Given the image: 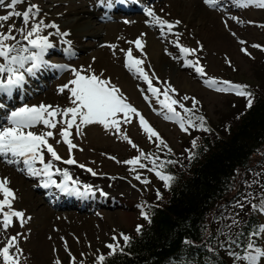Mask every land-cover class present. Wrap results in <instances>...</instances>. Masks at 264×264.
I'll use <instances>...</instances> for the list:
<instances>
[{
  "label": "rangeland",
  "instance_id": "374dc122",
  "mask_svg": "<svg viewBox=\"0 0 264 264\" xmlns=\"http://www.w3.org/2000/svg\"><path fill=\"white\" fill-rule=\"evenodd\" d=\"M174 1L180 5H173ZM195 1L199 4L198 8L191 5V0H150L149 3L142 0H124V3H120L119 0H113V5L132 6L142 12L119 16L113 13L111 19L106 20L103 18L99 0H27L28 3L39 7V19L45 23L57 24L60 32L70 33L67 37L56 36V29H47L43 33L50 34V42L54 44V50L46 57L48 62L67 64L70 69L78 70L81 67L87 70L91 65L97 73L102 71L106 78L121 89L127 101L145 117L175 154L183 152L185 142L191 140L177 124L165 121L162 116L156 114L153 109L160 111V108L154 98L150 97L148 102L144 100L142 91L150 96L146 92L147 85L134 78L124 67V52L121 49L134 50V45L128 41H134L144 33L142 39L145 42L144 51L147 57L144 62L145 71L150 77L154 71L161 82L167 81L174 87L178 95L173 98L183 103L186 108H192V100L184 101L181 99L183 96L199 101L197 107L202 116L214 123L228 112L230 96L236 95L218 93L207 88L194 70L183 67V58L173 43L177 41V37L168 34L166 30L162 37L160 29L151 26L148 18L144 16L143 8H153L157 15L169 22L181 20V25L173 30L179 34L178 43L181 46L195 49L198 47V40L202 43V51L187 59L199 58L206 72L205 78L240 85H258L261 81L256 74L255 64L264 60V51H261V48H264V27H261L264 25V9L252 6L239 8L232 0H221L218 9H209L201 0ZM24 7L25 5H18L17 10H23ZM205 9L212 15H208ZM2 14H5V9L0 8V15ZM231 17H236V20ZM87 20L91 22L90 27L84 23ZM125 20L131 22L125 24ZM225 21L229 28H225ZM232 33H235V36ZM241 39L246 41V44L241 45ZM62 40L71 41L74 56L63 58L61 54L67 44L62 43ZM107 45H115L116 48L113 50ZM252 45H259L260 48H253ZM242 47L246 48L250 56L241 52ZM134 56L143 58L135 50ZM27 79L23 94L17 93L11 100L12 103H7L9 109L19 107L23 103H45L62 108L71 106L67 93L57 94L59 86L73 79L70 70L59 72L55 69H45L38 72L34 78ZM153 85L161 89L164 87L163 83H157L155 79ZM177 110L183 115L182 110ZM42 130V127L33 129L37 132ZM122 131L141 151H149L153 147L154 143L148 141L137 119L134 118L132 124L123 125ZM55 132V139H51L49 143L63 159H68L66 145L57 143L60 139L59 128ZM83 132L82 136H73V142L78 148L73 150L72 158L77 164L65 165L56 162V167L61 170L79 171L85 176L80 180L81 185H91L94 191H103L106 196L95 193L84 198L74 196L75 201L61 200L55 203L49 198L46 190L41 193L42 198L40 197L37 190L39 187L36 186L39 183L37 179L28 178L16 171L15 166L0 162V178L7 177L10 180L9 186L15 190L18 197L14 208L24 211L26 217H31L23 228L14 220L13 226L7 232L0 229V247L4 246L8 237L21 234L18 238V244L23 251L21 264H55L57 260L61 264H71V257L76 258V264H89L92 257L108 253L105 245L113 243L114 235H130L141 222L138 205L145 206L146 201L152 197L148 192L156 187L152 181L153 173L147 171V168H137L133 172L130 171L131 166L122 163L138 154L126 141L105 133L99 126H88ZM261 155H264V150H261ZM255 161L256 157L250 166H258L259 163L254 164ZM78 165L91 168L97 175H91ZM14 174L25 183V193L13 182ZM137 174L149 183L142 184L136 180L134 177ZM53 179L59 183L57 176ZM51 189L57 190L54 187ZM56 196H59L58 192ZM262 218L264 224V216ZM261 247H264V240ZM261 264H264V260Z\"/></svg>",
  "mask_w": 264,
  "mask_h": 264
},
{
  "label": "snow or ice",
  "instance_id": "6c2138e0",
  "mask_svg": "<svg viewBox=\"0 0 264 264\" xmlns=\"http://www.w3.org/2000/svg\"><path fill=\"white\" fill-rule=\"evenodd\" d=\"M124 3V0H119ZM101 6L108 9L113 7V0H99ZM201 3L209 9H218L221 5V0H201ZM232 3L239 8H248L250 6L259 9H264V0H232ZM18 5H25L23 10H17ZM0 8L5 9V14L0 15V162L9 166H15V170L22 173L28 178L37 179L39 183L36 185L42 189L56 188L60 194L65 196H75L84 198L89 195H95L91 185H81L78 180L71 177L67 170H61L56 167V162L65 165H76L77 161L72 158L74 149L78 145L73 142V136H82L83 130L88 126H99L105 133L113 134L120 140L126 141L133 149L139 153L132 159L123 161L130 167V171H136L137 168L145 169L146 164L142 161H147L151 167L147 171L153 173L164 185L166 189H170L175 176L166 174L164 169L169 164H177V160L159 161V156L155 153H146L141 151L138 146L122 131L123 125L133 123L134 118L138 120V125L142 132L146 135L150 143H154L157 150L167 149L166 154L170 155L171 149L162 139L160 134L149 124L145 117L128 101L123 95L121 89L113 84L109 78L104 76L101 71L97 73L95 69L89 65L88 69L69 68L67 65L50 64L46 57L50 51L54 50V44L50 42L49 35L43 34L47 29H56V36L67 37L69 32H60L59 26L55 23H45L39 19L40 9L37 5L28 3L27 0H0ZM143 14L148 18L151 26L160 29V35H165V30L168 34L175 35L177 41H173L176 48L179 49L180 56L183 58L182 66L194 70L195 74L201 78L203 84L218 93H231L238 97L247 99L246 107L250 108L253 103L254 94L248 91L247 85L233 84L229 81H220L214 78H205L206 72L200 64L199 58L189 60L187 57L195 56L202 51L203 45L198 40V47L193 49L181 46L178 43L179 34L173 30L181 25L182 21L177 19L174 22H169L162 19L151 7L143 8ZM236 20V17H231ZM11 21V23H9ZM19 21V24H17ZM125 24L130 21L125 20ZM261 27H264L262 25ZM225 28H229L225 21ZM230 30V29H229ZM141 33L134 41H128L134 45V50L140 53L139 58L134 56L133 48L127 50L121 49L124 52V67L134 78L142 81L147 85L146 92L142 91L143 98L146 102L150 97L154 98L159 105L160 111L153 109L157 115L162 116L165 121L177 124L181 131L188 132L189 129L208 133L211 131L206 126V119L202 115H195L198 111L197 104L199 101L195 98L183 96L181 99L187 101L192 100V108H186L183 103L173 98L178 95L176 89L167 81L161 82L153 71L151 77L144 68L146 57L145 42ZM235 36V33H232ZM67 44L64 48V54L71 57L75 53L71 47V41H64ZM241 45L246 44V41L239 40ZM110 49L115 50V45H107ZM253 48H260L259 45H252ZM241 52L249 55L246 48H241ZM264 51V48H261ZM45 69H55L56 71H71L73 79L67 84L61 85L57 89L58 95L67 93V99L71 106L61 107L59 105H51L40 103L38 105H29L23 103L19 107L9 109L5 99L11 101L17 93L23 94L24 86L28 83L27 78H34L38 72ZM153 79L157 83H163V89L153 85ZM162 97V99H161ZM16 98H20L16 96ZM177 108L182 110L178 111ZM42 131H33V129L41 128ZM59 128L58 144L66 145L69 158L63 159L55 150L54 146L49 143L51 139H55V130ZM74 130V132H73ZM197 139L192 140V147L196 148ZM188 151V150H186ZM197 154L188 151L187 159L191 162ZM46 156L48 157L46 159ZM115 159V157H108ZM159 161V163H158ZM80 168L96 176L97 173L91 168H85L84 165H78ZM251 172V169H249ZM251 181H243L247 189L253 188L254 185L259 186L260 192L246 191L234 198V202L230 207L239 209L231 213L227 212L228 205L224 206L225 211L219 216L213 217V222L218 224L215 236L208 234L207 243L202 247L211 254L205 264H220L218 260L219 252L224 251L232 264H261L264 260V247H261L257 241L264 239V224L252 227L247 233L243 227H246V222L239 219L240 213L248 207L252 213L264 216V182L262 177L264 173H252ZM54 176L62 177V180L57 183ZM142 184H148L149 181L141 179L140 175L134 177ZM10 180L7 177L0 178V229L7 232L13 226V222L18 221L21 228L31 220V217H26L25 212L16 210L14 202L18 199L16 192L10 186ZM81 188L83 190H81ZM101 196H106V193L100 191ZM156 198L159 201L162 196L159 191L156 193ZM140 208L141 218L151 224V208L145 211L144 205H138ZM224 221H228L224 223ZM142 225L136 226V233L142 232ZM234 228L241 230L233 234ZM207 230V229H205ZM20 233L7 238L3 247H0V264H21L23 251L18 244ZM220 237H224L221 240ZM245 238L244 242L241 238ZM51 238V237H49ZM63 239V238H61ZM113 243L106 244L105 247L109 250L108 257L125 254V249L132 243V238L124 233L119 236L112 237ZM120 241L123 243L121 244ZM215 241V246L211 243ZM189 247L194 246V242L190 240L183 241ZM242 249L243 251H237ZM67 250V245H66ZM71 257V253H69ZM55 264H61L59 260ZM71 264H76V258L71 257ZM95 264H106V256L101 254L96 257ZM170 264H194L191 260L181 257L179 260L173 259Z\"/></svg>",
  "mask_w": 264,
  "mask_h": 264
},
{
  "label": "trees",
  "instance_id": "16d2710c",
  "mask_svg": "<svg viewBox=\"0 0 264 264\" xmlns=\"http://www.w3.org/2000/svg\"><path fill=\"white\" fill-rule=\"evenodd\" d=\"M262 55L264 57V53ZM255 68L261 82L253 86L246 84L249 86L247 90L254 94L250 108L246 107V98L232 95L224 117H220L216 123L205 118L210 132L192 129L184 132L191 142H185L183 152L168 155L167 149L157 150L155 144L149 151H144L155 153L159 161H179L164 169L166 174L174 175L176 179L171 188L166 189L151 173L155 178L151 175L150 178L156 187L148 192L152 197L146 201L145 211L151 208L152 222L149 224L140 217L142 232L137 234L134 230L129 235L132 243L124 250L125 254L113 257L106 254V264H170L173 259L179 260L181 257L194 264H205L211 254L202 245L209 242V233L215 236L219 227L213 222V217L224 212L226 205L229 206L228 213L239 211L230 205L240 194L261 191L256 185L247 189L243 183L245 180L251 181L254 172L264 173V155H261V150H264V60L256 63ZM197 109L194 114L202 115ZM194 138L197 139L196 148L190 145ZM186 150L197 154L191 162L187 159ZM255 157L254 164L259 165H253V169L250 165ZM142 162L146 168L151 167L146 160ZM261 179L264 182V177ZM157 191L162 196L159 201ZM239 219L247 224L243 227L245 233L263 222L262 216L252 213L248 207L240 213ZM240 230L234 228L232 232L235 234ZM185 240L193 241L194 246L185 245ZM244 240L242 237L241 241ZM263 240L257 243L262 246ZM211 243L215 246V241ZM218 260L220 264H232L224 251L219 252ZM95 262L96 258L92 257L89 264Z\"/></svg>",
  "mask_w": 264,
  "mask_h": 264
},
{
  "label": "bare ground",
  "instance_id": "6f19581e",
  "mask_svg": "<svg viewBox=\"0 0 264 264\" xmlns=\"http://www.w3.org/2000/svg\"><path fill=\"white\" fill-rule=\"evenodd\" d=\"M150 0H144V2H146V3H148ZM171 1V0H170ZM175 2V1H174ZM174 2H172V4L173 5H175V6H178V5H180V4H178V3H174ZM178 2V1H177ZM191 5L194 7V8H198L199 7V4L195 1V0H191ZM116 6H113L111 9H108V8H106L105 10H116V12L117 13H119V14H122V13H124V10H121V9H119V8H115ZM205 11H206V13L208 14V15H210L211 14V12H209V11H207L206 9H205ZM107 12V11H106ZM105 12V13H106ZM219 12H220V9H219ZM212 15V14H211ZM121 19V18H120ZM131 22V21H130ZM85 24H87V26H91V22L90 21H86V22H84ZM114 28V27H113ZM162 40V39H161ZM169 40V39H168ZM166 41V40H165ZM167 44V43H166ZM165 44V45H166ZM154 47V46H153ZM150 56H155V54H150ZM160 60H161V58L159 59V62H160ZM5 103H8V104H10V103H12L11 101H8V100H6L5 99ZM0 167H2L1 165H0ZM68 172H69V174L71 175V177L73 178V179H75V180H78L79 182H80V180L82 181V177L84 176L82 173H80L79 171H77V170H67ZM5 172H6V170H5ZM7 172H8V170H7ZM5 176H6V174H5ZM13 177V182L16 184V186H18L19 188H20V190H22V192H26L25 191V183L22 181V180H20L18 177H16V175L14 174V176H12ZM58 177V181L60 182L61 180H62V177H60V176H57ZM85 177V176H84ZM85 179V178H84ZM87 181V180H86ZM83 183V182H82ZM94 191V190H93ZM94 193H96L97 195H100V192H96V191H94ZM39 195H40V197L42 198V196H41V193H39ZM20 196V195H19ZM36 201H37V199H35ZM87 201V200H86ZM38 202V201H37ZM60 202V201H59ZM44 203L46 204V202L44 201ZM70 204V203H69ZM72 215H74V214H72Z\"/></svg>",
  "mask_w": 264,
  "mask_h": 264
}]
</instances>
